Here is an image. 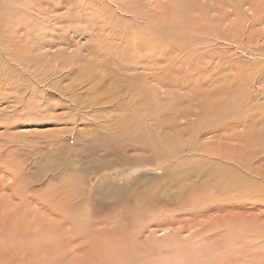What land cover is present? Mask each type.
Listing matches in <instances>:
<instances>
[{
  "label": "rangeland",
  "instance_id": "1",
  "mask_svg": "<svg viewBox=\"0 0 264 264\" xmlns=\"http://www.w3.org/2000/svg\"><path fill=\"white\" fill-rule=\"evenodd\" d=\"M32 45L48 73L20 102L9 82ZM263 143L264 0H0V264L247 237Z\"/></svg>",
  "mask_w": 264,
  "mask_h": 264
},
{
  "label": "bare ground",
  "instance_id": "2",
  "mask_svg": "<svg viewBox=\"0 0 264 264\" xmlns=\"http://www.w3.org/2000/svg\"><path fill=\"white\" fill-rule=\"evenodd\" d=\"M17 33H18V31H17ZM10 34H12V33H10ZM7 39L9 40V37ZM1 40H3V39H1ZM8 40H6V41H8ZM6 41H5V43H6ZM10 41H11V39H10ZM23 45H24V43H23ZM33 45H32V48L29 49V52L27 54H23V55H21V56L16 58L15 66H16V68L18 70V73L16 75L12 76L11 81L9 82V86H10L9 92L11 94L14 93L15 95L14 94L13 95L16 96V97L18 95L17 98L20 100V102H23V99L25 97H27V94L33 95L35 92H38L37 90H34L35 86L39 85L38 87H41V90H42V87L44 86V85L40 86V84H42V82L44 80V79L42 80V77H43L44 73L47 72V70H45L44 73L42 71L38 72L36 69H35V71H33V67H34L33 66V57L35 58V56H36L35 55V56L32 57V53L34 51L33 48H34V46L36 47V45H34V46ZM28 47H30V45ZM23 48H22V50H23ZM39 51H41V50H39ZM56 51H57V49H56ZM41 54H40V56H41ZM45 54H46V52H45ZM57 55H58V53H57ZM74 55H75V53H74ZM13 56L16 57V55H13ZM72 56H73V54H72ZM77 56H78V54H77ZM77 56H75V57H71L70 56V59H68L69 60L68 62H69L70 65H74V64L76 65V64H78L80 62V60H79V58H77ZM35 60L37 61V59H35ZM55 60L58 61V59H55ZM41 61H42V58H41ZM60 63H61V61H60ZM49 64H50L51 68L54 71L52 74L51 73H49V74H51V76L57 77L59 75V69H58L59 67L56 64V61H53V62L51 61V62H49ZM64 64H65V62H64ZM70 65H68V66H70ZM50 66H48V67H50ZM46 67H45V69L48 68V67L47 68ZM62 67H64L63 63H62ZM37 68L39 69L40 67L37 66ZM60 69H62V68H60ZM39 70H42V68H40ZM71 73H72V70H71ZM6 77H7V74H4L1 77V80H5ZM46 79H47V77H46ZM15 82H18L20 84H18V86H15L16 85ZM38 90H40V89H38ZM19 96H22V97H19ZM34 96H35V94H34ZM17 103H19V102H17ZM262 118H261V120H262ZM254 122H256V121H254ZM251 123L253 124V121H251ZM251 123H250V125H251ZM247 124H249V123H247ZM255 146L257 147V145H255ZM263 146H264V143H263ZM165 178H167V177H165ZM244 183H246V182H244ZM244 183L242 182V184H244ZM253 186L248 185L247 187H249L251 190L252 189L255 190V186L256 185H253ZM242 187H243V185H242ZM262 187H263L262 188L263 189L262 192H264V185H262ZM243 190L246 191V193L247 192H249V194L252 193L247 188H244ZM259 191L257 193H261ZM262 194L264 195V193H262ZM240 199H242V198L240 197ZM201 203H202V201H201ZM208 211L211 212L210 209ZM260 211L262 213H260ZM260 211H259V214H257V215H255L256 213L247 214V215L240 214V215H242L241 217L244 220L245 219L248 220V222L245 221L243 223L242 228H240V229L237 228V229H239L241 232H244V231H246L245 228H247L249 230V234H248L249 236H247V237L242 235L243 237H237V238H234V240L232 239V241H231L229 239V237L227 236L228 239H225V238L222 239L221 238V240H220L221 242H219V241H216L218 239L214 240V239H212V237H206L205 236L206 235L205 234L206 231H205V233H203V234H205V235H203L204 238L197 234V237L196 236L195 237H190L188 240H182L180 238L176 240L175 238L171 237L172 235H169L168 240H165L167 238L163 237L164 240L160 239V240H157V241L153 242L154 241V239H153L149 249L152 250V251H155V252H152L150 254L146 253L143 256H139V255H136L135 253H133V251H132V247L133 246L131 245L130 242H127V240H120L119 239L122 242L123 247L121 249L117 250V255H114L110 259L108 264H264V224L259 223V220H262L264 218V217H262L261 219H259L261 215L264 216V211H262V210H260ZM201 217H203V216H201ZM221 219L222 218H220V220ZM225 219L227 220V218H225ZM162 220H163V218H162ZM222 220H224V219H222ZM222 220H221V222H223ZM216 222H217V219H216ZM230 222L228 223V220H227V223L224 224V225H227L226 229L232 230L235 227H231L230 224L232 226H235V223H233L232 221H230ZM218 226L216 225L214 227V228L217 227L215 229L216 231L219 229ZM259 226H262V228L256 229V227H259ZM168 227H170V226H168ZM187 227H188V225H187ZM160 229H162V228H159L158 233L159 232L162 233V230H160ZM152 230H156L155 232H157L158 229H152ZM215 230L212 229V231H215ZM255 230H256V233H255ZM164 231H165V229H164ZM166 231H168V230H166ZM158 233H156V234H158ZM147 234H149V233H147ZM152 234H154V233H152ZM163 234H165V232L162 233V235ZM151 236H148L150 238V240L152 238ZM238 238H239V241L237 242L236 240ZM173 239H175V240H173ZM227 240H229V241H227ZM142 243H144V242L142 241ZM222 243H223V245H221ZM40 244H42V243H40ZM136 245H137V243H136ZM144 245H146V244H144ZM141 246H143V245H140L138 247H141ZM144 248L148 249V247H146V246ZM130 249H131L132 252L130 251ZM121 250L125 254H122ZM142 251H140V252H142ZM146 251L147 250L143 251V253H145Z\"/></svg>",
  "mask_w": 264,
  "mask_h": 264
}]
</instances>
